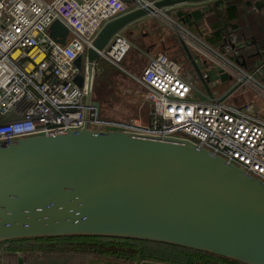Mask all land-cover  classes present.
Wrapping results in <instances>:
<instances>
[{"label":"water","instance_id":"obj_1","mask_svg":"<svg viewBox=\"0 0 264 264\" xmlns=\"http://www.w3.org/2000/svg\"><path fill=\"white\" fill-rule=\"evenodd\" d=\"M209 2L225 3L161 0L108 22L86 56L74 62L77 86L87 74L86 102L101 108L92 98L96 65L116 35L158 11ZM68 34L61 22L52 23L57 43L64 45ZM179 40L195 74L192 82L212 98L210 79L181 35ZM256 56L258 64L261 53ZM62 236L150 241L264 264V181L180 137L85 127L0 143V245Z\"/></svg>","mask_w":264,"mask_h":264},{"label":"built area","instance_id":"obj_2","mask_svg":"<svg viewBox=\"0 0 264 264\" xmlns=\"http://www.w3.org/2000/svg\"><path fill=\"white\" fill-rule=\"evenodd\" d=\"M157 1L161 0H0V143L62 135L85 127L99 132L180 137L264 181V119L257 106L238 105L229 100L231 94L214 92L225 69L218 63L221 60L227 63V75L239 72L235 86L250 82L264 91V57L246 72L239 65L245 42L235 32L228 31L222 51L197 40L195 52L206 60L203 66L207 67V61L217 66L219 78L212 80L209 70L197 60L204 77L210 79L212 98L192 82L195 74L191 70L185 75L179 63L157 53L149 56L140 77L132 76L144 94H130L129 98L148 104L146 122L105 117L92 100L86 102L87 74L84 71L83 86H77L80 71L75 60L84 57L108 22ZM171 11L164 9L155 15ZM54 21L68 30L64 45L50 36ZM130 49L131 44L120 33L100 59L119 66Z\"/></svg>","mask_w":264,"mask_h":264},{"label":"rangeland","instance_id":"obj_3","mask_svg":"<svg viewBox=\"0 0 264 264\" xmlns=\"http://www.w3.org/2000/svg\"><path fill=\"white\" fill-rule=\"evenodd\" d=\"M180 7L172 10L169 14L159 13L130 25L121 33L131 44V49L123 61L119 66L110 63L113 66L112 70L104 74L100 80L96 68L93 81V96L101 103L104 115L123 120L138 118L141 112L146 114V102L140 98H129V95L133 94L141 97L144 94L143 87L134 81L132 76H141L150 55L164 53L186 69L184 70L185 75L190 72L192 67L180 43V35L185 41L193 45L194 48L188 46L189 50L193 56H197L195 52V46H198L197 40L205 43L206 38L213 31L212 25L223 20L220 14L225 8L209 7L207 3L189 4ZM213 9H216L215 12L212 11ZM207 63H210L208 67H217L210 61H207ZM218 63L225 68L223 73L227 74V63L222 60L218 61ZM233 73L235 75L232 89H229L231 85L227 87L223 83L222 86H224L220 89V92L224 94L229 89L231 91L229 100L238 105L253 103L257 106L264 119V91L262 88L250 82L235 86L239 72ZM196 84L199 87V84ZM97 90L99 96L96 92ZM17 256L16 261L18 258L22 259V254ZM8 261L11 263V258H8ZM8 261L6 257L0 254V264H8ZM86 264H88L87 261Z\"/></svg>","mask_w":264,"mask_h":264},{"label":"trees","instance_id":"obj_4","mask_svg":"<svg viewBox=\"0 0 264 264\" xmlns=\"http://www.w3.org/2000/svg\"><path fill=\"white\" fill-rule=\"evenodd\" d=\"M236 4L232 3L229 7H225L220 14L223 20L212 25L213 31H211L212 33L206 38L205 42L210 47L222 51L228 31L235 32L240 41L245 42L239 56V60L242 62L247 55H253V50H251L252 44L248 43L243 32L236 31L239 28V23L236 24V22L241 19L243 13L241 6L238 7ZM215 10L212 11L215 12ZM224 23L227 26L226 28H224ZM231 23L234 24L231 25ZM233 28L235 31H232ZM245 34L247 35L248 32L246 31ZM256 49L253 59L248 64L250 68L257 64L259 57L256 54L258 52L261 53L262 58L264 57V48L259 43H257ZM194 57L196 58V56ZM112 67L109 62L99 59L96 65L99 80L104 74L111 71ZM209 75L211 79L215 78V76ZM96 92L99 96L98 90ZM93 100L97 101L94 96ZM101 113L103 116L108 117L102 112V106ZM0 247V254L6 257L7 261L8 258H11L12 264H17L18 254H22L25 264H86V261L91 258L113 260L127 264H242L224 257L176 245L110 237L26 238L4 242ZM11 263L8 261V264Z\"/></svg>","mask_w":264,"mask_h":264},{"label":"crops","instance_id":"obj_5","mask_svg":"<svg viewBox=\"0 0 264 264\" xmlns=\"http://www.w3.org/2000/svg\"><path fill=\"white\" fill-rule=\"evenodd\" d=\"M225 3L220 5L219 8H225V7H229L232 3L239 2L236 5L239 7L241 6L243 13L241 16V19H239L236 24L239 23V28L236 30L237 32H243L245 39L250 41V43H252V49L253 50V55L255 54V51L257 50V43H259L263 48H264V0H224ZM255 3H259V8H257L255 6ZM204 4V3H203ZM208 6L212 5V2L207 3ZM177 8H181L179 7H175L172 10H175ZM234 23H231V25ZM232 31H235V29L233 28ZM246 31L248 32V34L246 35ZM255 42V43H254ZM206 43V42H205ZM253 55L249 54L246 56V58H244L242 60V62L239 61V65L245 70V71H251L252 68L248 67L249 62H251V59H253ZM196 60H198V62L201 64V66L204 65L203 62H205L206 60L202 61L201 57L199 55L196 56L195 58ZM207 67L204 69L205 71L209 70V74H211L212 76H215L214 79L215 80L217 78H219V75L216 71V69L214 67H208L210 63H207ZM203 67L201 68V70L204 72ZM234 76H230L227 75L225 73H223L222 75H220V80L221 83L220 85L214 90V92L217 95H225V94H229L230 91L229 89H232V86L234 85ZM224 83V85H227L231 87L228 89V91L224 94H222L220 92V89L223 88L222 84ZM199 86H201L199 84ZM146 114L141 112V114L139 115L138 119H141L142 121L146 122L147 121V114H148V104H147V110H145ZM144 114V115H143ZM143 116V117H142ZM21 255V254H20ZM18 257V256H17ZM21 260L20 258L17 259V264H25L24 258L23 256H21ZM88 264H127V263H122V262H117V261H113V260H106V259H98V258H91L88 261Z\"/></svg>","mask_w":264,"mask_h":264},{"label":"flooded vegetation","instance_id":"obj_6","mask_svg":"<svg viewBox=\"0 0 264 264\" xmlns=\"http://www.w3.org/2000/svg\"><path fill=\"white\" fill-rule=\"evenodd\" d=\"M209 7H214L213 5L209 6Z\"/></svg>","mask_w":264,"mask_h":264}]
</instances>
